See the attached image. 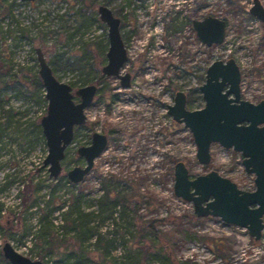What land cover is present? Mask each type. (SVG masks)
Listing matches in <instances>:
<instances>
[{
  "label": "rangeland",
  "instance_id": "1",
  "mask_svg": "<svg viewBox=\"0 0 264 264\" xmlns=\"http://www.w3.org/2000/svg\"><path fill=\"white\" fill-rule=\"evenodd\" d=\"M258 1L264 8V0ZM252 2L0 0L1 257L3 244L8 243L32 261H58L56 253L47 252L46 237L34 236L36 217L51 212L48 219L60 224L54 220L56 209L69 207L80 190L82 207L95 211L101 189L112 182L126 197L129 216L116 221L118 231L134 234L142 219L156 221L162 234V242L147 236L142 243L126 234L123 251L130 252L133 263L168 264L152 256L164 247L171 264H264V230L261 239L254 241L245 229L219 219L196 218L192 204L175 197L178 162L190 179L214 171L248 192L254 190V176L245 173L239 153L218 144L210 147L209 165H200L190 131L173 121L167 109L178 92L185 94L188 110L202 109L199 87L207 68L230 59L240 71L241 99L252 104L264 101V24L250 15ZM100 6L120 20L127 54L120 75L130 76L127 89L101 73L107 63L108 27L99 19ZM209 16L226 23L224 42L210 48L198 41L192 27L193 21ZM36 49L54 77L72 87L73 95L83 86L97 87L84 112L86 123L74 129L56 179H50L43 167L47 147L39 123L46 115L47 101L33 86L39 79ZM74 101L79 102L75 95ZM94 133L106 137V148L84 181L71 187L66 174L84 167L77 150L89 146ZM114 229L115 225L108 228L104 223L99 232ZM51 236L55 244L71 239L62 229ZM115 238L111 258L123 254L121 236Z\"/></svg>",
  "mask_w": 264,
  "mask_h": 264
},
{
  "label": "water",
  "instance_id": "2",
  "mask_svg": "<svg viewBox=\"0 0 264 264\" xmlns=\"http://www.w3.org/2000/svg\"><path fill=\"white\" fill-rule=\"evenodd\" d=\"M97 12L100 21L108 27L107 63L101 73L104 77L118 79L120 87L127 89L130 87V76L120 75L127 61L119 32L120 20L105 6H100ZM249 13L264 24V8L258 0H253ZM192 26L198 41L206 47L224 42V21L209 16L202 21H193ZM36 56L38 76L47 101L46 115L39 123L47 147L43 167L47 168L50 179H56L62 170L65 150L73 141L74 129L86 123L84 112L92 104L97 87L86 85L79 88L74 94L79 102H75L72 87L54 77L40 49H36ZM240 82L239 68L232 59L215 61L207 68L205 83L199 87L204 107L187 110L185 96L178 92L173 105L168 106V115L190 131L200 165H209L210 147L214 144L239 153L245 173L254 176V191L241 190L214 171L190 179L184 164L178 162L174 167L173 193L175 197L192 204L196 218L219 219L227 225L245 229L254 241H259L264 230V101L252 104L242 100ZM226 86L227 90L223 93ZM106 145V137L94 133L91 144L77 150L85 165L67 172L66 177L71 184L84 181ZM1 254L8 264H43L19 254L8 243L3 244Z\"/></svg>",
  "mask_w": 264,
  "mask_h": 264
},
{
  "label": "trees",
  "instance_id": "3",
  "mask_svg": "<svg viewBox=\"0 0 264 264\" xmlns=\"http://www.w3.org/2000/svg\"><path fill=\"white\" fill-rule=\"evenodd\" d=\"M100 79L103 80V77H100ZM33 86H37L39 91H41L40 94L44 95L43 86L39 79H34ZM70 186L74 187L73 184ZM83 197V191L80 190L77 195L72 197L69 207L61 206L56 209L58 214L54 220L59 221L60 224L58 225L54 224L53 219H48L52 215L51 212L36 217L34 236L43 235L46 237L47 252L56 253L58 256V261L54 263L45 262V264H135L132 262L130 252L124 253L125 251H123V245L128 241L125 238L126 234L136 238L139 243H142L147 236L152 237L154 241L162 240L161 231L156 228V221L139 219L137 224L138 231L134 234L118 231L120 225H117L116 221L128 219L129 216L126 208V197L114 187L112 182L104 184L101 189V195L96 201L97 208L95 211H88L82 207ZM104 223H107L108 228L110 225H115L114 231L99 232ZM57 229L64 230L65 236L70 234V241L67 243H61V241L58 244L53 243L51 234ZM107 236L114 238L107 239ZM116 236H121L122 247L120 250H122L123 254L119 257L111 258L109 256L110 252L116 248L113 246L117 240ZM91 241L92 244H88ZM157 244H160V242ZM59 249H63V252H60ZM163 253L164 247L155 249L152 256H160V259H163L164 262L171 264L168 256ZM0 264L8 263L0 256Z\"/></svg>",
  "mask_w": 264,
  "mask_h": 264
},
{
  "label": "flooded vegetation",
  "instance_id": "4",
  "mask_svg": "<svg viewBox=\"0 0 264 264\" xmlns=\"http://www.w3.org/2000/svg\"><path fill=\"white\" fill-rule=\"evenodd\" d=\"M33 1V0H32ZM193 23V22H192ZM119 27H120V25H119ZM193 27V26H192ZM194 30V29H193ZM120 32V31H119ZM206 76V75H205ZM205 83V82H204ZM202 86V85H201ZM227 90V86L224 88V91H223V93L225 92ZM182 93V92H181ZM182 94H184V93H182ZM184 96H185V94H184ZM241 96V95H240ZM185 99H186V96H185ZM186 105H187V99H186ZM167 109H168V107H167ZM186 109H187V107H186ZM188 110V109H187ZM200 110V109H199ZM191 111V110H190ZM194 111V110H193Z\"/></svg>",
  "mask_w": 264,
  "mask_h": 264
}]
</instances>
